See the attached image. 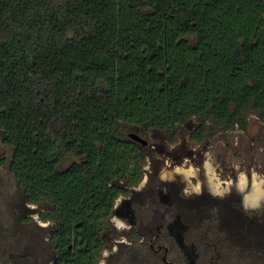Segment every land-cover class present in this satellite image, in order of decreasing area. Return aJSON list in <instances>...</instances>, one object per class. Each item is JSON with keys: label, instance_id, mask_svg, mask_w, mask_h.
<instances>
[{"label": "trees", "instance_id": "obj_1", "mask_svg": "<svg viewBox=\"0 0 264 264\" xmlns=\"http://www.w3.org/2000/svg\"><path fill=\"white\" fill-rule=\"evenodd\" d=\"M251 115L264 122V0H0L10 171L29 202L82 220L87 245L96 221L97 254L114 199L142 176L145 146L124 129L194 122L201 142Z\"/></svg>", "mask_w": 264, "mask_h": 264}, {"label": "flooded vegetation", "instance_id": "obj_2", "mask_svg": "<svg viewBox=\"0 0 264 264\" xmlns=\"http://www.w3.org/2000/svg\"><path fill=\"white\" fill-rule=\"evenodd\" d=\"M1 161L0 198L8 195L7 176L12 173L11 158L7 176ZM143 165L141 179L146 172ZM146 176L149 179L147 172ZM140 180L124 185V191L114 199L101 231L99 254L96 221L89 222L91 243L87 245L82 238V220L67 213L54 218L53 205L29 202L22 189L20 204H10L9 209L13 217L18 210L23 213L20 219H8V206L0 207V264H70L73 258L82 257L85 264L89 263L86 257L90 264H99L102 257L104 264H264V255L254 250L258 242L255 225H246L241 231L232 221L235 205L223 201L217 210L213 204L184 226L160 184L147 186L141 194L137 191Z\"/></svg>", "mask_w": 264, "mask_h": 264}, {"label": "rangeland", "instance_id": "obj_3", "mask_svg": "<svg viewBox=\"0 0 264 264\" xmlns=\"http://www.w3.org/2000/svg\"><path fill=\"white\" fill-rule=\"evenodd\" d=\"M97 88L105 91L107 85L99 80ZM194 126V122L179 126L174 135L157 129L142 134L147 139L143 166L149 179L145 172L137 185L138 193L145 194L147 186L160 184L184 226L213 204L218 206L217 210L220 202L233 204L236 206L233 223L241 231L246 225H255L254 235L258 242L254 244V250L264 255V122L251 115L245 128L220 129L208 133L201 142L189 139V128ZM3 139L4 133L0 130V159L7 176L12 149ZM76 160H79L77 156L68 154L59 163V169H65ZM7 177L6 190L9 192L0 198V207L4 210L8 206L9 213L12 204H20L23 190L16 185L12 173ZM145 180L146 184L143 183ZM22 214L18 210L15 217L11 213L7 217L20 219ZM104 263L102 257L99 264Z\"/></svg>", "mask_w": 264, "mask_h": 264}, {"label": "water", "instance_id": "obj_4", "mask_svg": "<svg viewBox=\"0 0 264 264\" xmlns=\"http://www.w3.org/2000/svg\"><path fill=\"white\" fill-rule=\"evenodd\" d=\"M127 135H128L129 137H131L132 139L141 142L143 145L146 144V142H147V139H145L144 137H142L141 135L137 134V133L134 132V131H129V132L127 133Z\"/></svg>", "mask_w": 264, "mask_h": 264}]
</instances>
